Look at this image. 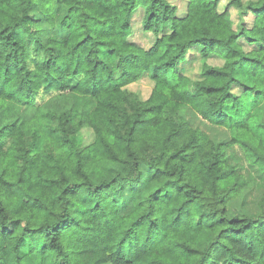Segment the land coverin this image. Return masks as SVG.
I'll return each mask as SVG.
<instances>
[{
	"label": "trees",
	"instance_id": "1",
	"mask_svg": "<svg viewBox=\"0 0 264 264\" xmlns=\"http://www.w3.org/2000/svg\"><path fill=\"white\" fill-rule=\"evenodd\" d=\"M184 1L0 0V264H264V0Z\"/></svg>",
	"mask_w": 264,
	"mask_h": 264
},
{
	"label": "rangeland",
	"instance_id": "2",
	"mask_svg": "<svg viewBox=\"0 0 264 264\" xmlns=\"http://www.w3.org/2000/svg\"><path fill=\"white\" fill-rule=\"evenodd\" d=\"M172 2L176 3V5L178 6L179 10H182L185 6V1L184 0H172ZM223 0L220 1V8L221 6H223ZM139 13H137V15L135 16L136 18V22H137V18L139 19ZM232 17L236 19V11L232 10ZM252 19V16H248L247 17V22L250 23ZM134 21V23H136ZM135 25V29H138V25L139 23L134 24ZM134 27V26H133ZM56 32L58 34L62 33L61 29H56ZM52 33V31L47 32V34ZM41 36H44L43 34H41ZM133 37H135L138 41H141L144 44L150 43L151 39L153 38L152 33H147V32H141V31H137L134 33ZM31 56L34 59H38L39 57V52L37 50H35V48H33L31 50ZM208 62L213 63V64H221L220 58L216 57V56H210L208 59ZM179 66L184 67L186 66L188 68V70L190 72H192V74H194V76H198L199 75V71L201 68V60L199 57V52L197 48H192L187 56L186 59L181 62L179 64ZM152 85V81L146 77L143 76L141 77L139 80H137L136 82H133L131 84L128 85V87L134 91H136L139 96L141 98H146L147 95L150 92V88ZM50 95V93H42L38 95V100L39 101H44L48 96ZM244 105V102L241 101L238 103V108H242V106ZM262 106V105H260ZM33 108V105H28L25 106L23 109H26L27 114H29L31 112V109ZM252 108L250 107L248 109L251 110ZM238 115H236L237 117ZM198 122V120L196 121ZM93 135L91 133V131L83 129L82 130V143L83 144H87L91 139H92ZM232 151V150H230ZM233 154L229 155V158L231 160V162H233L234 164H236V166L238 167L239 171H241L247 178L248 183L246 188L242 191L241 196L236 199L235 203H233V210L236 211H252L253 206H255V200L257 199V197L261 194V192L264 190V172L259 171L258 169H256V167H252L251 165H249L245 159L242 157V153L239 147L235 146L233 151Z\"/></svg>",
	"mask_w": 264,
	"mask_h": 264
}]
</instances>
